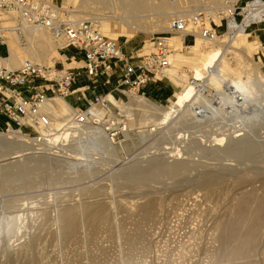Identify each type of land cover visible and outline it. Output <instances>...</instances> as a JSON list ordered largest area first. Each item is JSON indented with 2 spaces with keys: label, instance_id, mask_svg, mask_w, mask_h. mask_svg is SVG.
<instances>
[{
  "label": "rangeland",
  "instance_id": "374dc122",
  "mask_svg": "<svg viewBox=\"0 0 264 264\" xmlns=\"http://www.w3.org/2000/svg\"><path fill=\"white\" fill-rule=\"evenodd\" d=\"M53 1L70 21L98 20L103 34L118 41L123 51H131L130 54L142 55L153 52L152 37L167 33L150 23V29L134 33V38L126 42L124 36L130 35L133 31L130 25L123 24L116 18H108L107 15L102 16L100 13L97 15L84 13L79 8L82 6V0ZM152 4L153 2L149 0V5L152 6ZM181 6L175 4L171 10L167 11L169 14L162 15L166 18L167 27L170 15L181 10ZM71 8L76 9L78 13L68 12L67 10ZM151 14H153L152 18L162 17L155 11ZM104 24L110 30H106ZM247 31L248 40L254 47L247 52L238 51L237 54L231 52L226 55L227 58L229 56L228 60L230 64L232 63V68L244 69L251 74L255 88L253 104L246 109L247 112L245 111L241 117L243 120L237 121L238 123L229 118L228 114H226L227 118L223 110L221 114L213 113L210 118L203 121L179 116L171 124L153 130L156 128L153 119L143 117L142 113L129 103L138 98L168 108L170 99L178 90L172 82L165 78L164 83L158 85L155 90L144 91V95L142 91L135 96L131 94L133 92L118 89L116 85L110 86L104 79L100 83L95 80L94 85L99 88L90 90V98L98 95L99 92L106 93L107 90H111L120 105L122 104L125 109L129 108V113L124 115L118 108L109 105L108 110L114 119L115 128H118L120 124L123 126L125 122L128 130L118 134L115 142L112 143L116 154L104 148L98 149L99 152L94 150L84 152L77 140L65 138L68 123L61 124L56 115L46 106L45 110L50 115L51 126L45 134V143L40 144L42 147L33 146L27 138V141L22 143L32 147V150H28L30 154L24 152L23 156L20 153L17 158L0 162V168L10 167L16 171L7 187L0 191V217L9 218L21 211L23 218L16 221L12 229L14 231L11 230L4 236L8 246L6 253L0 252V264H18L17 262L20 261L15 262L10 259V256L30 246L25 251L27 253L25 256L31 259L29 264H242L243 262V264L247 262V264L249 262L260 264V261L264 264V253H262L264 220L259 240L252 249L253 252L256 249L258 252H251V259H236L235 262L232 258H228L232 247H236L235 243L231 242L234 245L231 246L229 243L230 247H227L228 244L224 245L220 242L219 231H215L219 225L217 223L226 220L230 215L226 214L234 205L233 198L237 199L241 195L238 193L239 190L243 191L245 187V192H248L247 189L250 191L264 189V166H262L264 165V109L262 106L264 105V25L252 24ZM44 32L49 42H44L45 47L41 50L43 65L54 66L58 63L59 69L84 65L80 63L81 56L67 62L66 54L70 53V49L60 51L62 44L58 43L48 31L44 30ZM8 37L13 40L15 49L23 53L22 45L16 36L8 35ZM230 40L223 36L216 43L219 47H225L229 45ZM132 42L137 43L138 46L134 50H129ZM175 42L178 50L174 52L173 59L182 60L180 70L191 75L194 67L191 61L199 60L200 47L202 50H209L211 45L205 39L193 35L177 36ZM193 43L198 46L183 47ZM0 52L6 54L7 50L2 47ZM23 56L25 57L19 67L24 60L30 59L25 54ZM69 63L72 65L69 66ZM113 75L111 74V77ZM190 79L191 82L194 81L191 76ZM84 80L83 86H85ZM111 81H113L112 78ZM214 93L213 88H208L206 96L213 98ZM46 94L48 98L62 102L68 109L67 117L72 118L76 108L69 106L65 99L54 95L50 87H47ZM68 100L72 104L78 103L77 96H71ZM85 108H89V105ZM107 119L109 118L106 117ZM140 120H142L140 124L146 125L136 124ZM243 127L244 129L241 130ZM143 131H147L145 136L141 133ZM233 132L244 133L234 140L244 141L247 144L234 153L227 151ZM215 138L224 139L220 144L213 141ZM216 148L222 152L213 151ZM178 149L182 150L183 155L176 158L173 154ZM6 155L3 151L0 152V160H5ZM155 159H161L165 163L186 162L184 164L186 166L188 164L189 169L186 168L187 170L177 175L171 174L172 176L169 173H166L167 176L165 173L160 174L163 175L160 182L159 175L156 179L134 183L133 181L140 176L139 169H148ZM149 181H151L150 184ZM252 187L255 188L252 189ZM221 189H224L223 193L219 191ZM230 189H233L234 193L237 192L236 197ZM215 193L216 195L213 196ZM212 197L215 198L212 199ZM149 199H156L157 206L146 212L142 210V205ZM86 207H90V212L84 210ZM66 208L77 209L79 216L78 233L69 238L60 235L59 215ZM224 208L228 209L227 212ZM102 211L109 212L111 220L98 227L92 226L91 218ZM91 212L95 213V216ZM89 214L91 216H88ZM215 214H217L216 217ZM260 242L262 246L259 245ZM32 243H35V247L34 245L32 247ZM258 245L260 247L257 248ZM37 247L39 250L32 249ZM225 250L229 256H226L228 254Z\"/></svg>",
  "mask_w": 264,
  "mask_h": 264
},
{
  "label": "bare ground",
  "instance_id": "6f19581e",
  "mask_svg": "<svg viewBox=\"0 0 264 264\" xmlns=\"http://www.w3.org/2000/svg\"><path fill=\"white\" fill-rule=\"evenodd\" d=\"M0 1H2V0H0ZM6 1H11V0H6ZM150 1L153 2L152 6L149 5V0H82V2H83L82 6L81 7L79 5L78 6L84 13L91 14V15H95V14L97 15L100 13L102 16L107 15L108 18H116V19H119L123 24L130 25L133 29V31L131 30L132 33L128 36H124V41L128 42L134 38V33L150 29L151 28L150 23H152L151 24L152 26L158 27V29L160 31L168 32L171 18L173 17V15L175 13H178L181 11L185 12L187 10V6H188L189 2H193L196 5L198 4V0H195V1L194 0H187V3H184V2L175 3V2H171L170 0H150ZM217 3L219 4V2H217ZM79 4H81V3H79ZM175 4L182 5L181 6L182 8H181V10H177L176 12H174L170 15V19H169L168 27H167L166 18L165 17L163 18L162 15L169 14L167 11L171 10ZM72 8L67 10V11L72 12L73 14L78 13V11L76 9L73 10ZM77 9H78V7H77ZM152 11L159 13V15H161L162 17L161 18H156V17L152 18V16H153V14H151ZM59 12L61 13V16H64L65 13L64 12L62 13L61 8H60ZM65 12H66V10H65ZM240 17L242 18L241 22H237L235 20H230L229 30L227 32H225L223 35L224 37L229 38V40L231 39L230 41H228L229 42L228 46L225 45V47H219V45L216 43V41L205 40L209 45H211V47L209 50H202V48L200 47L199 60L198 61H191V63L194 66L192 69L191 75L180 70V63H182V60L177 59V58L175 60L173 59L174 52H176L178 50V47H176V42H175L176 37L177 36H183V35H173L170 38L169 43H170V46L172 48V53L169 57V60H170L171 66L168 68V70H166V73L162 77L163 79L167 78L178 89L177 92L175 93V95L170 99V106L168 108H164L163 106L158 105L156 103L147 102L145 99H138V98L131 100L129 103V105L134 107V109L137 108L138 111L140 113H142L143 117L153 119L154 126H156V128H154V129L152 128L153 130H156L157 127L159 129V127H161V126L164 127L165 125L171 124L172 122L175 121L176 118H179V116L180 117L184 116V118L186 116V118L188 117V118H191L192 120L198 119V120L203 121L204 119L210 118L213 115V113L214 114L215 113L221 114V112L223 110L225 111L224 112L225 115L228 114L230 116L229 118H232V120L234 122H237L239 120L240 121L243 120L241 118L243 116V113L246 111V109L249 108L250 105L253 104L252 99L254 97V90H255V88L253 87V84H252L253 78H252L251 74L245 72L244 69L232 68V66H231L232 63L230 64V62L228 60L229 56L227 58L226 55L228 53H231V52L234 54H237L238 51L247 52L248 50H250L251 48L254 47V45L252 43H250V41L248 40L249 34L247 31V28L249 27V25L251 23H254V22L264 25V0H253V1L249 2L248 6L240 14ZM3 20H4V22H3L2 28H7L14 23V20L11 19L10 17H4ZM90 21L99 23V21L95 20V19L90 20ZM99 26L100 25H98V27ZM104 26H105L106 30H110L109 27L106 26L105 24H104ZM44 30L49 32V30H47L43 27H36V28H31L29 30H25L24 31V35L26 37L25 42H22L20 39V36L16 33L12 32V31L7 32V30H6L5 36L7 37V43L9 40L8 35L16 36V38L19 40L20 44L22 45L21 50H23V53L27 57L32 59V61H34V62L37 61V63L42 64L43 63V60H42V53L43 52L41 53V50H43V48L45 47L44 42H49V39L46 37ZM99 30L103 34L102 29L99 28ZM193 36L200 37L199 35H193ZM222 37H220V38H222ZM248 41H249V43H248ZM189 46L197 47L198 45L193 43L191 45L183 46V47H189ZM183 47H181V48H183ZM12 48L15 49L13 46H12ZM16 51H17L16 53L12 52V54H11L12 56L9 59H6L8 56L5 58V65L7 67H9L8 64L13 62L14 63L13 67L16 68L19 61L21 62L22 59L25 57V56H23L24 54L22 52H18L19 50H16ZM154 51H155V48H154ZM20 53H22V54H20ZM175 61L177 63L174 64ZM172 64H173V66H172ZM190 76L192 77V79H194L193 82H191ZM208 88H213L215 90L213 98H208L206 96V91ZM108 94L109 93L105 94V96H106L110 106H113V108H115V107L118 108L122 113H124V115L129 113L128 112L129 108L125 109V107L122 106V104L120 105L119 100L116 98L114 93L111 92L109 95ZM131 94L135 95V96L138 95L134 92ZM47 106L49 107L48 108L49 111H52L53 114L56 115L57 119L60 120L61 124L65 123V122L68 123L69 127L65 131V138L66 139L73 138L74 140H77L79 142V144L81 145L82 149L84 150V152H86V150L98 151V149L101 150L104 148V149H106V151H108L112 154H116V152H115L116 149L112 145V143L115 140L112 139L111 136L106 131L107 130L106 128L108 126L111 127L113 125V123H111L110 120L108 121L110 123L107 124L106 115L108 113V111H107L108 109H103V108L98 107L97 105L91 104L90 108L78 109V110L76 109L73 113L72 118L69 119L66 115L68 109L63 105L62 102L55 101V100L49 98ZM262 106L264 109V105H262ZM227 118H228V116H227ZM247 118H248V116H247ZM79 120H82V121L80 122ZM93 121H95L96 123H93ZM105 121H106V123H105ZM111 121H113V120H111ZM134 122H136V121H134ZM140 122H142V120L138 121L136 124H138L140 126L146 125L143 123L140 124ZM1 124H2L3 131H0V152L3 151V154H7V155H6V159L5 160L2 159V160H0V162L6 161V160L11 159V158H17L20 156V153L23 154L25 152V154H26L27 152L29 153L28 150H32V147L30 145L28 146V145H26V144L24 145V143H22L24 141H27V137L22 135L19 132V130H17L16 128H14L10 125H6L4 122H2ZM123 125H124V129L128 130V126L125 122ZM59 129L60 128H58V130ZM242 129H244V127L241 128V130ZM141 133H143L142 135L145 136L147 134V131H143ZM233 133L234 134L231 136V140L229 139L230 136L228 138L230 141H229V146L227 148V151L234 153V152L240 151V149H242V147H245V145H247V144L244 141L238 142V140H234L236 137H240L244 133H241V132L238 134H235V132H233ZM56 138H58V137H56ZM223 139L224 138H220V139L215 138V140H213V141L215 143L216 142L222 143ZM29 140L31 142L34 141L33 139H29ZM32 144H33V142H32ZM38 146H41V145L39 144ZM213 151L222 152V150H220L219 148H216ZM22 154H21V156H22ZM173 155L176 158L177 157L179 158L180 155H183V152L181 149H178L176 152L174 151ZM7 156H8V158H7ZM23 156H24V154H23ZM184 163H186V162H184ZM184 163L183 162H174V163L166 162L165 163L161 159H155L151 162V166H149L148 169H143V168L139 169L138 168L140 170V173H139L140 176L136 179V181H133V182L134 183H140V182H143L145 180L156 179L159 177L160 174L164 175V173L165 174L169 173L170 176L183 173L188 166V164L186 166ZM262 166H264V165H262ZM248 168H250V167H248ZM187 169H189V167ZM15 172L16 171H14L13 168H10V167L9 168H7V167L6 168H0V191L4 190L7 187L10 179H12L11 178L12 175L15 174ZM162 176L160 175V178H158L159 182L161 181ZM165 176H167V174ZM169 177H167V178H169ZM246 178H245V180H246ZM150 182L151 181H149V184H150ZM251 182H252V180H251ZM147 184H148V182H147ZM254 188L255 187H252V189H254ZM245 189H246V187H245ZM245 189H243V191L239 190L240 192H238V193H241V195L237 199L232 197L235 201L233 200L234 201L233 207H232V205H230V207H232V209H230L231 211L230 210L228 211L230 213L227 212L228 209L224 208L227 212L226 215H229V214L230 215L227 216L226 220L218 222L217 223V224H219V225H217L218 230L217 229L215 230V231H219L218 238L220 237L219 239L221 241L219 239L218 240L220 242H222L224 245L228 244V245H226L227 247L230 245L229 243H231V242L235 243V245H234V243H233V245L236 247H234V248L232 247V250L229 252L230 256H229V253H227L225 250V252L228 254L226 256H229L228 258H232L234 261L236 259H242V260L243 259L246 260L249 258L251 259V252H253L252 249L257 244V242L259 240L258 238H259V234H260V231L262 229L261 228L262 223L264 220V189L263 190L260 189V191L259 190H251L250 191L247 189L248 192H245ZM223 190L221 189L219 191L222 192ZM232 190L230 189V191H232ZM230 193H229V196L231 197ZM232 193H234V192L232 191ZM236 193H234V195ZM217 194H219V193H217ZM214 195H216V193L213 194V196ZM236 196L237 195H235L234 197H236ZM219 197L221 198V196H219ZM230 197H229V199H230ZM213 198H215V197H212V199ZM226 198H227V195L225 197V201H226ZM155 200H151V199H149V201L145 200L146 202L148 201L147 203L145 202L146 204L144 202H142V203H144V205H142V210L148 212L151 209H154L153 207L155 205L157 206ZM208 200H209V198H208ZM213 201L211 203H213ZM231 203H233V202H231ZM215 206H218V205H215ZM228 206L229 205L227 204V207ZM223 207H225V205ZM218 208H219V206H218ZM102 209H103V206H102ZM84 210L86 212H90V207H86V209H84ZM216 210H218V209H216ZM226 212H224V213H226ZM20 213H21V211H18L15 214L9 216V218H5V219L0 217V252H4V253L7 252V246H8L7 244L8 243L7 244L5 243L4 236H6L9 232H11L16 221L20 220L22 218V214H20ZM220 213H221V211H220ZM91 214H92V212H91ZM91 214H89L88 216H91ZM93 214L95 216V213H93ZM209 214H210V212H209ZM216 215L217 214H215V217H216ZM218 215H220V214H218ZM78 217H79L78 211L75 208H66L65 210H63L59 215V220L61 222L60 235H62L65 238L74 237V235L76 236V234L78 233V230H79V218ZM200 217H201V215H200ZM220 219H223V218H220ZM224 219H225V216H224ZM109 220H111L110 213L106 212V211H104V212L102 211L101 213H99L95 217L91 218L90 224L94 227H98L105 222H109ZM206 220H208V218ZM213 220L215 221V219H213ZM216 222H217V220H216ZM88 223H89V221H88ZM214 229H215V227H214ZM17 230H19V229H17ZM12 231H14V230H12ZM215 231L213 233H215ZM261 236H260V238H261ZM263 237H262V239H263ZM39 239H40V237H39ZM38 241L41 242L40 240H38ZM260 241H261V239H260ZM263 243H264V241H263ZM31 245H32V247H33V245L35 247V243H32ZM233 245L231 243V246H233ZM259 245H261V242ZM259 245L257 246V248L260 247ZM41 246L43 247V245H41ZM41 246H40V248H42ZM29 248H26V249H29ZM45 248H47V247H45ZM26 249L22 250L19 253H15V254L11 255L10 259H13L15 262L20 261V262H17L18 264H21V263L29 264L31 259L27 258L25 256V254L27 255V253H25V251H27ZM32 249L37 250L38 247L32 248ZM256 251H257V249L255 250V252ZM259 251H261V249ZM32 252H34V251H32ZM255 252H253V253H255ZM262 253H264V248H263ZM36 256H37V254H36ZM9 262H10V260H9ZM252 263H254V262L252 261ZM258 263H259V261H258ZM239 264H241V263H239ZM249 264H251V262H249ZM260 264H262L261 261H260Z\"/></svg>",
  "mask_w": 264,
  "mask_h": 264
},
{
  "label": "built area",
  "instance_id": "2783aa9c",
  "mask_svg": "<svg viewBox=\"0 0 264 264\" xmlns=\"http://www.w3.org/2000/svg\"><path fill=\"white\" fill-rule=\"evenodd\" d=\"M170 1L187 3V0ZM251 1L198 0L197 5L189 2L185 12L173 15L167 33L152 37L155 51L142 55H126L118 41L100 32L96 22L70 21L61 16L60 8L53 0L0 1V48L7 50L6 54L0 52V131H3L1 123L4 122L33 139V146L42 147L38 145L45 143V134L51 126L50 115L45 110L49 99L46 87H51L54 95L63 99L79 95L78 100L87 103L89 108L91 104L103 109L110 108L103 93L93 98L87 94L92 88H97L93 82L98 78H105V83L116 85L124 91L136 94L143 91L144 95V90L151 83L164 80L162 77L171 66L169 57L172 48L169 41L173 35H199L205 40L217 41L229 30L230 20L241 22L240 14ZM4 17H10L14 23L2 28ZM252 24L256 23H251L249 27ZM36 27L49 30L54 39L62 44L60 51L72 50L74 53L70 59L81 56L84 65L80 68L59 69L58 63L46 66L26 59L16 70L7 67L5 58L9 56V46L5 31L18 34L21 41L25 42L24 31ZM79 70L84 71L87 84L75 89ZM117 72L119 75L111 81V74ZM109 112L106 115L109 118L107 124H114ZM106 129L114 140L118 134L126 131L124 125L115 128V124Z\"/></svg>",
  "mask_w": 264,
  "mask_h": 264
},
{
  "label": "crops",
  "instance_id": "0c3cea01",
  "mask_svg": "<svg viewBox=\"0 0 264 264\" xmlns=\"http://www.w3.org/2000/svg\"><path fill=\"white\" fill-rule=\"evenodd\" d=\"M8 45H9V56L6 58V59H9L12 55V52H17L15 49H13L12 48V46L15 48V45H14V43H13V40H11V38H9V40H8ZM12 45V46H11ZM137 43H134V42H132L131 44H130V46H129V50H134V49H136L137 48ZM59 50V49H58ZM131 52V51H130ZM130 52H128V50L127 51H125L124 53L126 54V55H129L130 54ZM14 53V54H15ZM71 53H72V55H71ZM66 56H67V62H68V60H70V58H71V56H73V51L72 50H70V53H68V54H66ZM66 56H63V58H66ZM69 58V59H68ZM82 60V59H81ZM21 62L19 61V63L17 64V67L16 68H14L13 66H14V63L12 62V63H10V64H8V66L11 68V69H14V70H16V69H18V68H20L19 67V64H20ZM80 63H83V62H81L80 61ZM69 66H71L72 65V63H69L68 64ZM74 68V67H73ZM75 68H77V67H75ZM80 68V67H79ZM66 69V68H65ZM69 69V68H68ZM78 73H79V76H78V80H77V82H76V84H75V89H77V88H81L83 85H82V81L84 80V71L83 70H81V71H77ZM117 75H119L118 74V72L116 73V74H114L113 75V77H111L112 78V80H114L113 78H116L117 77ZM81 78H83L82 80H81ZM103 79H105V78H98V79H96L99 83H100V81L102 82L103 81ZM85 81V85L87 84L86 83V80H84ZM161 83H164V80H162V81H157V82H153V83H151L144 91H150V90H155L157 87H158V85H160ZM93 84H94V82H93ZM101 85V84H100ZM103 85V84H102ZM97 88H96V90L99 88V86H97V85H95ZM100 90H98V92H99ZM109 92H111V90H107V92L106 93H103L104 95L105 94H107V93H109ZM86 93V92H85ZM99 93H102V92H99ZM88 95H89V97H90V91L87 93ZM73 96H77V98L79 97V95H73ZM174 96V95H173ZM172 96V97H173ZM71 97V96H70ZM68 100V99H67ZM66 99H65V101L68 103V105L69 106H71L72 108H75V107H85V106H87V103H85V102H80L79 100H78V103H76V104H72L69 100L67 101ZM88 102H90V101H88ZM74 106V107H73Z\"/></svg>",
  "mask_w": 264,
  "mask_h": 264
}]
</instances>
